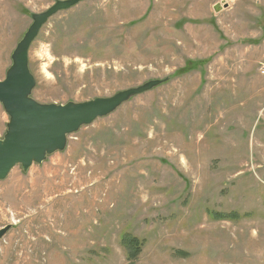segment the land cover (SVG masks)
<instances>
[{
    "label": "rangeland",
    "instance_id": "obj_1",
    "mask_svg": "<svg viewBox=\"0 0 264 264\" xmlns=\"http://www.w3.org/2000/svg\"><path fill=\"white\" fill-rule=\"evenodd\" d=\"M57 1L0 0V81ZM28 68L42 105L160 83L0 180V264H264V0H82Z\"/></svg>",
    "mask_w": 264,
    "mask_h": 264
},
{
    "label": "water",
    "instance_id": "obj_2",
    "mask_svg": "<svg viewBox=\"0 0 264 264\" xmlns=\"http://www.w3.org/2000/svg\"><path fill=\"white\" fill-rule=\"evenodd\" d=\"M80 1H57L45 12L32 15V24L11 56L12 65L5 79L0 81V103L10 118L5 139L0 140V180L17 164L27 169L32 163H41L47 154L63 150L68 135L92 124L97 118L109 115L130 97L160 83L152 81L110 98L76 104L42 105L30 98L35 84L28 68L31 43L52 16L69 10ZM8 229V226L0 229V239Z\"/></svg>",
    "mask_w": 264,
    "mask_h": 264
},
{
    "label": "trees",
    "instance_id": "obj_3",
    "mask_svg": "<svg viewBox=\"0 0 264 264\" xmlns=\"http://www.w3.org/2000/svg\"><path fill=\"white\" fill-rule=\"evenodd\" d=\"M214 215L215 214H213L212 216L214 217ZM121 244L126 249L127 258L131 262L130 264H132V262L135 261L136 257L140 253V241L137 238L126 234L122 236Z\"/></svg>",
    "mask_w": 264,
    "mask_h": 264
},
{
    "label": "built area",
    "instance_id": "obj_4",
    "mask_svg": "<svg viewBox=\"0 0 264 264\" xmlns=\"http://www.w3.org/2000/svg\"><path fill=\"white\" fill-rule=\"evenodd\" d=\"M264 71V70H263Z\"/></svg>",
    "mask_w": 264,
    "mask_h": 264
}]
</instances>
